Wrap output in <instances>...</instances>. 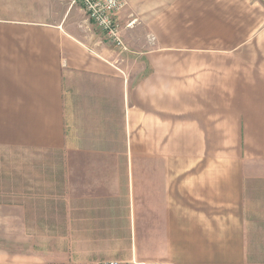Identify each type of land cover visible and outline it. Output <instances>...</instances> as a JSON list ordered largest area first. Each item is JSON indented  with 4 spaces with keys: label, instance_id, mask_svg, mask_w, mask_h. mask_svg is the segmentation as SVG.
<instances>
[{
    "label": "crops",
    "instance_id": "0c3cea01",
    "mask_svg": "<svg viewBox=\"0 0 264 264\" xmlns=\"http://www.w3.org/2000/svg\"><path fill=\"white\" fill-rule=\"evenodd\" d=\"M125 2L0 0V264H264V0Z\"/></svg>",
    "mask_w": 264,
    "mask_h": 264
},
{
    "label": "built area",
    "instance_id": "2783aa9c",
    "mask_svg": "<svg viewBox=\"0 0 264 264\" xmlns=\"http://www.w3.org/2000/svg\"><path fill=\"white\" fill-rule=\"evenodd\" d=\"M70 6L79 5L89 22H91L101 33L104 39L110 42L119 51H125L119 13L125 8V0H66ZM128 24L126 27H130ZM92 264H149L131 262L106 261Z\"/></svg>",
    "mask_w": 264,
    "mask_h": 264
},
{
    "label": "rangeland",
    "instance_id": "374dc122",
    "mask_svg": "<svg viewBox=\"0 0 264 264\" xmlns=\"http://www.w3.org/2000/svg\"><path fill=\"white\" fill-rule=\"evenodd\" d=\"M62 1H64L67 4L69 10L72 9L73 12L77 13V15H78V17L80 19L86 18V20L88 21L87 16L85 15V13L81 12L82 9H81V7L79 5H74L73 7H71L69 2H67L65 0H62ZM52 226L54 228L57 225L53 224ZM36 242L39 243L41 241H36ZM50 243H51V246L54 247L53 249H55V250L59 249V247H58V246H60V240L59 239H53V240L50 241Z\"/></svg>",
    "mask_w": 264,
    "mask_h": 264
}]
</instances>
